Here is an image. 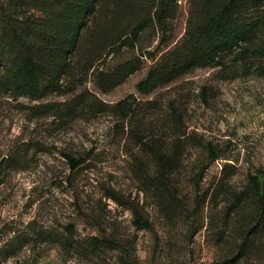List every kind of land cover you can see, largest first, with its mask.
I'll list each match as a JSON object with an SVG mask.
<instances>
[{
  "label": "trees",
  "instance_id": "obj_1",
  "mask_svg": "<svg viewBox=\"0 0 264 264\" xmlns=\"http://www.w3.org/2000/svg\"><path fill=\"white\" fill-rule=\"evenodd\" d=\"M196 68L219 80L264 77V0H0V104L32 125L22 149L0 155V184L49 152L30 147L40 121L52 132L106 118L125 186L99 180L96 145L61 150L68 173L58 184L74 190V173L93 171L98 201L127 211L131 230L112 217L92 233L32 218L0 242V263L48 246L64 262L264 264V162L229 155L189 125L171 85ZM142 69L137 93L112 102L99 95ZM198 95L206 102L210 93L201 86ZM199 233L210 261L198 253Z\"/></svg>",
  "mask_w": 264,
  "mask_h": 264
},
{
  "label": "rangeland",
  "instance_id": "obj_2",
  "mask_svg": "<svg viewBox=\"0 0 264 264\" xmlns=\"http://www.w3.org/2000/svg\"><path fill=\"white\" fill-rule=\"evenodd\" d=\"M144 72L142 69L133 73L111 92L99 95L112 102L128 93H137L135 83ZM201 86H206L210 93L206 102L198 95ZM171 87H176L182 95L180 98L187 107L189 125L225 144L229 155H239L254 163L264 162V77L219 80L213 69L196 68ZM106 122L107 119L102 117L91 122H77L67 131L49 132L44 130L45 125L40 121L34 132L39 144L32 142L30 147L49 149V152L29 158L24 169L6 172L0 184V242L13 231L23 230L32 218L38 224L50 225L54 229H62L67 222L73 221L76 233H92L94 223L112 217L118 220L122 229L126 226L128 229L130 216L127 211H121L109 199L98 201L93 171L74 173V190L58 184L59 179L68 173L61 150L82 151L96 145V152L103 149L97 156L101 160L98 163L101 167L99 180L125 186L118 149L109 143L110 138L102 131ZM31 127L18 110L0 104V155L22 149ZM21 134L24 135L22 138ZM217 168L218 163H215L212 170ZM145 237L142 232L138 233V255L141 258L146 253ZM196 241L202 260L210 261L212 250L202 243L200 233ZM34 251L35 254L30 249H21L18 255L0 264H93L81 259L64 262L53 247Z\"/></svg>",
  "mask_w": 264,
  "mask_h": 264
}]
</instances>
